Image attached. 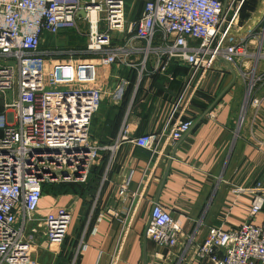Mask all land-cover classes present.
Masks as SVG:
<instances>
[{"label":"built area","instance_id":"1","mask_svg":"<svg viewBox=\"0 0 264 264\" xmlns=\"http://www.w3.org/2000/svg\"><path fill=\"white\" fill-rule=\"evenodd\" d=\"M239 2L0 0V264H34L41 240L63 244L72 212L65 205L42 212L47 187L86 182L99 151L114 153L126 139L159 155L167 139L175 146L194 122L178 114L171 123L179 99L163 128L130 138L125 122L116 140L101 147L91 139V120L104 102L121 107L133 90L128 114L141 80L158 75L171 82L173 63L187 69L181 96L222 63L245 81L248 95L264 83V25L231 40ZM234 192L252 196L248 220L227 230L211 226L194 250L199 264H264V226L255 224L264 184ZM141 195L136 190L132 199ZM151 204L144 235L171 254L183 228L162 204Z\"/></svg>","mask_w":264,"mask_h":264},{"label":"crops","instance_id":"2","mask_svg":"<svg viewBox=\"0 0 264 264\" xmlns=\"http://www.w3.org/2000/svg\"><path fill=\"white\" fill-rule=\"evenodd\" d=\"M239 3L233 41L264 24V0ZM141 10L142 6L135 14ZM170 71L171 82L158 75L141 80L128 114L119 106L97 111L91 139L108 146L125 122L130 138L158 131L179 99L170 121L178 114L192 118L189 133L175 146L167 139L159 155L126 139L114 153L99 151L87 181L78 182L76 190L71 184H61L64 191L46 188L41 211L65 205L72 219L62 245L41 240L31 254L34 264H199L194 250L211 226L227 230L248 220L252 196L237 195L234 187L264 184V83H257L248 95L245 81L222 63L195 79L181 96L187 69L173 63ZM254 97L261 100L257 106L251 104ZM118 109L122 111L115 118L112 113ZM147 163L150 174L141 186ZM131 172L128 189L120 195L119 187ZM136 190L142 194L139 200L132 199ZM152 201L169 210L183 228L171 254L144 235ZM255 217V224L264 226V206Z\"/></svg>","mask_w":264,"mask_h":264},{"label":"trees","instance_id":"3","mask_svg":"<svg viewBox=\"0 0 264 264\" xmlns=\"http://www.w3.org/2000/svg\"><path fill=\"white\" fill-rule=\"evenodd\" d=\"M126 101H127V99H126L125 102L122 104V106H121L122 108L125 107V103H126ZM121 111H122V110H119V109H118V110L114 111L112 114H114V115H115V118H117V117L120 116ZM66 185H67V184H66ZM68 185H70V184H68ZM71 185L73 186V187H72L73 189H72V188H70V189H72V191H73V190H76L75 187H77L78 184H71ZM55 186H56V187H55ZM55 186H53L52 189H54V190H59V191H61V190L64 191L65 188H66L65 185H64V186L61 185V187H58L57 185H55Z\"/></svg>","mask_w":264,"mask_h":264},{"label":"rangeland","instance_id":"4","mask_svg":"<svg viewBox=\"0 0 264 264\" xmlns=\"http://www.w3.org/2000/svg\"><path fill=\"white\" fill-rule=\"evenodd\" d=\"M129 2H130V0H126V4H127V6L129 5ZM264 24H262L261 26H260V28L263 26ZM73 36H76V32L75 31H73V33H71V37H73ZM2 103H3V100H2ZM102 106H106V104H105V102L102 104ZM126 108H125V110L127 109V105L125 106ZM48 188V187H47Z\"/></svg>","mask_w":264,"mask_h":264},{"label":"water","instance_id":"5","mask_svg":"<svg viewBox=\"0 0 264 264\" xmlns=\"http://www.w3.org/2000/svg\"><path fill=\"white\" fill-rule=\"evenodd\" d=\"M226 1H227V0H223V2H224L225 4H226ZM81 14L83 15L84 12L81 11ZM225 64L227 65L228 69H230V70L232 71V73L235 74V72H234V70L231 68V66H230L229 64H227V63H225Z\"/></svg>","mask_w":264,"mask_h":264}]
</instances>
